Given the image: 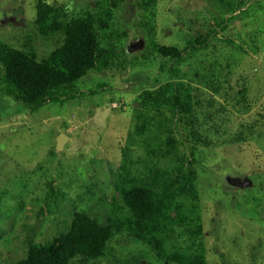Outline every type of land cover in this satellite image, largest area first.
Listing matches in <instances>:
<instances>
[{
    "label": "rangeland",
    "instance_id": "1",
    "mask_svg": "<svg viewBox=\"0 0 264 264\" xmlns=\"http://www.w3.org/2000/svg\"><path fill=\"white\" fill-rule=\"evenodd\" d=\"M36 1L0 0V44L22 49L31 42L42 59L62 36L38 35ZM44 1L71 19L95 11L98 0ZM141 1L122 0L114 13L108 33L122 60L87 73L62 104L30 113L7 83L0 56V264H16L30 246L68 232L76 213L105 225L125 158L141 177L155 162L195 175L202 236L191 248L177 232L168 250L201 247L206 264H264V0H236L242 9L232 16L211 0H157L153 41L185 50L180 60L151 53ZM217 69V93L193 79ZM172 81L191 86L192 126L142 99ZM169 131L173 145L152 158ZM59 135L67 139L60 150ZM245 177L248 188L229 182ZM108 246L110 254L81 264H167L124 232Z\"/></svg>",
    "mask_w": 264,
    "mask_h": 264
},
{
    "label": "trees",
    "instance_id": "2",
    "mask_svg": "<svg viewBox=\"0 0 264 264\" xmlns=\"http://www.w3.org/2000/svg\"><path fill=\"white\" fill-rule=\"evenodd\" d=\"M211 1L223 7L230 16L242 9V3L236 0ZM121 2L98 0L95 11L67 19L63 7L37 0L34 25L38 35L45 39L62 36L60 44L42 59H37L31 42L25 43L22 49L4 48L0 44L7 83L30 113L50 103H64L72 98L69 93L87 73L107 70L115 61L122 60L112 34L108 33ZM156 3L157 0H142L140 3L146 19L144 26L151 37L150 51L163 59L180 60L186 54L185 50L160 46L153 41ZM119 52L124 55L123 51ZM216 72L208 79L202 74L193 76V79L217 93L222 82L219 70ZM62 91L67 95L60 96ZM142 99L154 110L184 116L193 125L194 102L188 83L169 82L155 93L145 92ZM136 129L138 135L143 134L146 124ZM171 145L173 139L169 131L166 141L155 145L149 154L156 158L160 150ZM131 167L134 168L133 162L126 158L118 167L111 213L105 225L98 224L84 213H76L68 232L30 246L25 258L16 264H81L86 258L96 259L110 254L109 241L115 234L123 232L149 246L159 261L206 264L201 247L191 249V252L168 250L177 232L193 244L191 248L202 236L194 173L180 166L171 171L161 169L155 162L153 168H146L147 175L141 177L140 172L131 170Z\"/></svg>",
    "mask_w": 264,
    "mask_h": 264
},
{
    "label": "water",
    "instance_id": "3",
    "mask_svg": "<svg viewBox=\"0 0 264 264\" xmlns=\"http://www.w3.org/2000/svg\"><path fill=\"white\" fill-rule=\"evenodd\" d=\"M66 140L67 139L64 135H59L56 139V148L58 150L62 149L63 144L66 142ZM229 182L232 186H238L241 189L248 188L251 185V181L247 177L243 178L242 180L230 179Z\"/></svg>",
    "mask_w": 264,
    "mask_h": 264
}]
</instances>
